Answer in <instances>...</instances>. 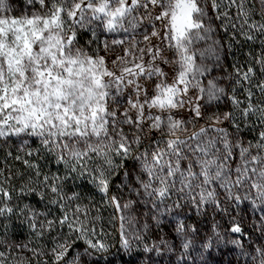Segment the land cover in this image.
<instances>
[{"label":"snow or ice","instance_id":"1","mask_svg":"<svg viewBox=\"0 0 264 264\" xmlns=\"http://www.w3.org/2000/svg\"><path fill=\"white\" fill-rule=\"evenodd\" d=\"M222 3L236 9L230 27L246 41L264 37V0H258V13L254 0ZM26 7L31 11L10 16L8 0H0V142L15 137L23 151L30 140L38 141L39 150L15 156L37 178L15 194L17 198L36 195L43 201L50 192L48 203L59 205L61 215L47 219L46 213L30 205L14 204L5 178L0 180V221L23 217L22 223L37 238L61 229L52 237L50 249H29L35 257L49 256L52 264H83L82 255H71L77 242L83 241L89 257L102 256L109 249L93 224L99 217H90L87 205H70L80 194H65L69 180L86 179L121 214V245L129 249L133 218L123 213L135 201L121 204L119 196H109L113 179L121 172L118 187L147 198L158 210L152 217L157 223L165 212L185 205L197 212L211 205L228 214L249 202L262 213L264 231V80L253 85L255 69L237 68V87L227 96L232 110L214 113L206 125L196 127L206 108L225 96L215 80L200 79L209 69L197 63V54L219 59L215 47L199 53L194 48L213 31L205 22L202 0H26ZM220 8L221 3L212 0L216 19L230 21L231 13ZM257 14L260 18L253 19ZM94 22L110 33L134 34L145 25L151 31L143 35L145 47H139L141 42L132 36L124 55L113 61L118 70L114 71L104 57L91 56L78 46V30H87ZM153 38L159 43L154 44ZM261 44L255 62L264 73V40ZM226 123L235 131L222 126ZM245 128H259L255 142L240 135ZM41 150L52 163L63 166V174L59 167L55 173L42 174L37 160L25 158H40ZM216 228L213 225L216 242L224 243ZM175 231L184 237L188 229L181 222ZM230 232L244 235L235 217ZM227 242L242 247L240 239ZM190 245L187 239L182 243L185 250ZM204 247H212L211 238ZM0 264H10L2 250ZM17 264H25L24 258H18ZM253 264H264V248L255 249Z\"/></svg>","mask_w":264,"mask_h":264},{"label":"rangeland","instance_id":"2","mask_svg":"<svg viewBox=\"0 0 264 264\" xmlns=\"http://www.w3.org/2000/svg\"><path fill=\"white\" fill-rule=\"evenodd\" d=\"M218 1V0H217ZM257 2V0H254ZM10 16H20L22 13L31 11L26 7V0H8ZM202 6L207 12L206 24L213 29L207 40L197 41L194 48L197 53L209 47H215L219 59L217 60L211 54L201 58L197 54V63L206 66L209 71L200 79L207 83L208 80H215L218 86L225 89V96L216 105L206 108L204 119L197 122L196 127L206 125L207 118L211 115L222 114L223 112L232 110V105L227 96L232 93L234 82V69L229 65L230 42L224 30L221 19H216L217 12L212 9V0H202ZM256 6V3H255ZM38 7V5H37ZM150 32L151 27L145 25L138 28L136 32L125 34L123 32H106L100 25V22H94L87 30H78V46L82 47L91 56L104 57L106 65L109 69L118 71L113 66V61L118 56L124 55V49L128 47V41L135 35V39L140 41L139 47H145L143 35ZM95 33V36H93ZM124 39L126 42L122 45H114L113 40ZM105 42L108 48H105ZM153 43L158 44L159 41L153 38ZM166 71L169 69L166 68ZM195 91V90H194ZM131 93L129 89L124 96ZM186 115V114H185ZM223 127L229 128L234 132L230 124H224ZM191 125L189 128L191 129ZM259 128L256 131L244 129L240 135L247 140L255 142ZM4 148L3 151L8 156L13 154L24 155L30 150L40 148L38 141L30 140L27 147L21 151V143L17 142V138H12L9 143L0 142ZM42 151V150H41ZM11 152V155H9ZM27 158V157H25ZM123 173L115 176L111 185L109 196H119L121 204L129 200H134L132 207L123 214L126 217L133 218L132 225L128 227L130 248L125 249L121 245L120 219L121 215L113 207L114 217L116 219V239L114 235H107L104 229L98 230L99 238L109 245V249L102 256L99 254L89 257L84 253L86 245L83 241L77 242L76 249L71 255L79 253L83 256V264H253L256 248H264V231H261V215L259 210H253L249 202L241 205L240 209H230L228 214L217 211L211 205L205 206L202 212H197L191 205H185L183 208H173L164 215L159 216V223L152 219L158 215V210L153 207L147 198H140L135 193H130L126 188L118 187L121 184ZM175 197H173V201ZM169 203H172L170 201ZM183 203V201H181ZM228 207V203H225ZM111 215H107V218ZM233 217L240 222L244 235L230 232L233 223ZM183 223L188 229L184 237L176 233L175 229L178 223ZM107 224V223H106ZM148 227L145 229L144 225ZM213 225L217 228L215 231L220 233L224 243H217ZM195 229V231H191ZM137 235L139 238H137ZM212 240V247L205 249L204 245ZM187 239L191 241L189 249L182 247L183 241ZM232 239H240L242 247L228 243ZM17 245V244H15ZM19 245V244H18ZM13 243L0 242V250L4 251L9 258L11 264H17L18 258H24L25 264H52V258H44L40 260L26 259L23 249L14 247ZM150 249V250H146Z\"/></svg>","mask_w":264,"mask_h":264},{"label":"trees","instance_id":"3","mask_svg":"<svg viewBox=\"0 0 264 264\" xmlns=\"http://www.w3.org/2000/svg\"><path fill=\"white\" fill-rule=\"evenodd\" d=\"M218 3H221L220 12L228 10L231 13L232 19L226 20L221 19L223 22L224 30L226 31L227 38L230 42V53H229V65L235 71L234 73V82L233 88L237 87L236 80V69L243 68L247 69L248 66H252L255 69V76L253 77V85L259 83L261 80H264V73L261 72V66L255 62V58L262 51L261 41L264 40V37H258L255 41H246L240 33L230 27V24L235 22L236 18V9L233 7L227 9L226 5L222 3V0H218ZM255 6V11H259L258 0ZM259 15H254L253 19H259ZM235 33V37H234ZM253 92L256 94V97L260 96L259 91L253 87ZM3 147L0 145V171L3 172V175L0 176V180L7 178L6 187L10 190H13V200L14 204L18 203L21 207L25 204L30 205L39 213H46L47 219H56L61 215V209L59 205H52L48 203V200L51 198V193H47L43 201L40 200L39 196L31 195L25 196L23 198L16 197V190H18L23 184L28 182L30 179L35 181L37 178L34 174H30V170L26 169L21 161L15 159V154L13 156H8V153L3 151ZM39 150V149H37ZM27 159L37 160L42 174L55 173L57 168L60 169V174H63V166L56 165L51 162V158L46 156L43 151L40 152V158L35 156L27 157ZM38 190L39 185H34ZM79 193V200L70 201V205L75 207L77 204L81 206L87 205L90 213V217H99L98 220L93 221V224L96 230L104 229L108 232L107 235H114L116 239V219L114 216V211L111 206H108L107 201L102 197V194L97 192L90 184L86 183L85 180L77 181H68L67 187L65 188V194L67 196H72L73 193ZM111 215V218H107V215ZM41 220L45 219V216L40 217ZM23 217L17 219L16 216H13L9 219H2L0 221V242H7L15 244H27L28 247L24 248L23 254L26 259L40 260L44 258H51L49 256H40L35 257L29 249H50L53 246L52 237L56 236L58 232L61 231L59 227L51 234H45L44 237L37 238L32 234L26 224L22 223ZM107 223V224H106ZM3 225H7L5 228ZM64 232L67 229H63ZM11 264V263H10Z\"/></svg>","mask_w":264,"mask_h":264}]
</instances>
